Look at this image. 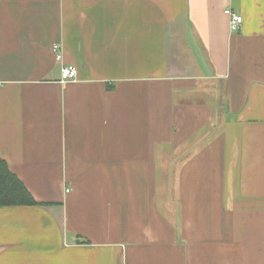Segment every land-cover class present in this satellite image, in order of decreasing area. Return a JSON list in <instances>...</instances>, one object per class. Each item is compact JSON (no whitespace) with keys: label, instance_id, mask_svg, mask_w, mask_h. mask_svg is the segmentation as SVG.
<instances>
[{"label":"crops","instance_id":"obj_1","mask_svg":"<svg viewBox=\"0 0 264 264\" xmlns=\"http://www.w3.org/2000/svg\"><path fill=\"white\" fill-rule=\"evenodd\" d=\"M0 157V264H264V0H0Z\"/></svg>","mask_w":264,"mask_h":264},{"label":"trees","instance_id":"obj_2","mask_svg":"<svg viewBox=\"0 0 264 264\" xmlns=\"http://www.w3.org/2000/svg\"><path fill=\"white\" fill-rule=\"evenodd\" d=\"M41 204L24 182L11 171L7 161L0 157V207Z\"/></svg>","mask_w":264,"mask_h":264},{"label":"built area","instance_id":"obj_3","mask_svg":"<svg viewBox=\"0 0 264 264\" xmlns=\"http://www.w3.org/2000/svg\"><path fill=\"white\" fill-rule=\"evenodd\" d=\"M225 12L230 17L231 30L234 32L238 31L244 22L243 16L233 11L231 8H227ZM54 51L56 54V59L58 61H62L63 55L61 51V45L59 43L54 44ZM77 74L78 70L76 66L65 65L61 71V81L65 82L69 80H75L77 78ZM67 191H69V189H67Z\"/></svg>","mask_w":264,"mask_h":264}]
</instances>
